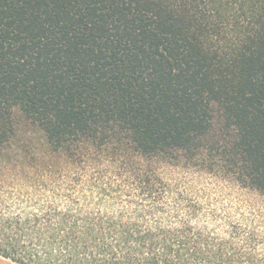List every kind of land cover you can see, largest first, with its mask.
Masks as SVG:
<instances>
[{
  "label": "trees",
  "instance_id": "obj_1",
  "mask_svg": "<svg viewBox=\"0 0 264 264\" xmlns=\"http://www.w3.org/2000/svg\"><path fill=\"white\" fill-rule=\"evenodd\" d=\"M16 111L47 151L0 153L1 258L264 264V0H0V151Z\"/></svg>",
  "mask_w": 264,
  "mask_h": 264
},
{
  "label": "rangeland",
  "instance_id": "obj_2",
  "mask_svg": "<svg viewBox=\"0 0 264 264\" xmlns=\"http://www.w3.org/2000/svg\"><path fill=\"white\" fill-rule=\"evenodd\" d=\"M47 151V145L42 131L20 112H15V134L0 153L4 156H25L39 158ZM159 172L172 187L185 189L192 196L202 201H218L223 204L243 205L236 193L228 195L225 185L219 184L210 178L187 169L185 166L171 168L160 167ZM9 188V187H8ZM10 189V188H9ZM8 190V189H7ZM227 193V194H226ZM206 194V195H205ZM0 264H14L0 257Z\"/></svg>",
  "mask_w": 264,
  "mask_h": 264
}]
</instances>
